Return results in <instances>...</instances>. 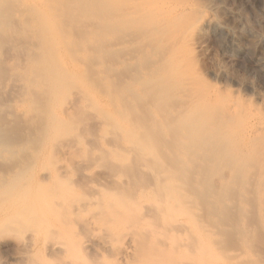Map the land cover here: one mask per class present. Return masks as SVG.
Wrapping results in <instances>:
<instances>
[{"label": "bare ground", "instance_id": "bare-ground-1", "mask_svg": "<svg viewBox=\"0 0 264 264\" xmlns=\"http://www.w3.org/2000/svg\"><path fill=\"white\" fill-rule=\"evenodd\" d=\"M208 28L237 42L194 0H0V86L29 92L16 113H55L42 145L61 143L60 172L30 174L0 209L19 236L9 264H264V99L201 76ZM83 104L121 152L65 132Z\"/></svg>", "mask_w": 264, "mask_h": 264}, {"label": "rangeland", "instance_id": "rangeland-1", "mask_svg": "<svg viewBox=\"0 0 264 264\" xmlns=\"http://www.w3.org/2000/svg\"><path fill=\"white\" fill-rule=\"evenodd\" d=\"M194 1L198 4L199 11L205 13L211 12L214 18L222 23L228 31L235 33L237 41L235 43L231 41V37L227 33L221 34L212 28L206 29L203 37L200 39L201 44L206 49L205 59L197 51L192 52L199 73L211 85L225 92H236L241 99L250 102L254 106H261L262 99H264V47H260L257 44L256 36L264 37V24L260 25L257 22V19H263L264 21V0ZM224 8H227L231 14L225 13ZM10 42H12V39L7 34L0 32V79L3 80L8 78L7 76L10 73L9 66H6V64L10 63L6 62L5 64L7 60L5 52L12 46ZM9 44L10 47L8 46ZM259 62L262 65H259ZM214 68L223 70L228 75H213L211 70ZM84 80L85 78H83ZM73 85L67 84L62 88L57 96L58 104L75 92L76 89H73ZM18 86L19 84L17 83L16 86L15 80L10 81L9 86H5V88L4 85L3 87L0 86V192L7 190L8 188L6 187L9 186L12 189L5 191V195L8 194L6 195L7 197L3 195V191L0 193V202H5L0 203L1 213L6 208L5 206H7L6 201H8L10 192L15 193V187L18 183L21 186L33 175L39 179H44L49 175L48 172L53 173L54 168H59L58 163L61 160L59 156L61 154V143L59 141L53 143L55 146L52 143L49 144L52 149L48 150L43 148H50L48 143L45 144L46 146L42 145L46 140L43 136L48 138V134H45V129L48 126L52 127L53 124L55 125L53 120L49 119V116H53L55 113H16V108L21 107L26 102L25 99L30 97L27 89ZM7 89L14 91L8 93ZM36 94V100L42 103L44 101L43 94ZM114 110L117 111V109ZM117 112L119 113V111ZM96 119V113L91 109L90 105L83 104V114L73 122L66 123L67 130L65 132H69L72 139L82 141L88 147V150L102 145L100 144L101 140L104 141V144L108 148L114 147L115 150L119 148L109 139L103 138V131L101 127L97 126ZM47 121L49 125H47ZM44 124H46L47 128L45 127L43 134ZM41 148L46 151L44 152ZM54 149L56 152H54ZM120 150L118 151L117 149L115 152H121ZM41 151L44 153H41ZM39 153L43 156H47L49 153V157L52 156L54 159L52 157H44L46 158L44 160L43 156L40 158ZM54 154L58 157H55ZM81 154L82 152L80 151ZM47 158L50 162L53 160L57 161V158H59L57 161L58 165L55 167L54 164L56 165V163L53 161L50 163V166ZM46 160L47 162H45ZM35 162L41 164L37 166V163L36 165L34 164ZM36 166L37 168L41 167L38 170H41L42 175L38 173ZM58 168L56 170L60 169ZM32 170L36 171L34 173H37V176L33 174ZM26 175L27 177H25ZM6 183L10 185L8 186ZM4 185L6 189L2 188ZM1 230L0 264H9L20 253L16 243L19 236L16 232L10 231L6 233V231L1 232ZM15 234L16 236H13Z\"/></svg>", "mask_w": 264, "mask_h": 264}]
</instances>
